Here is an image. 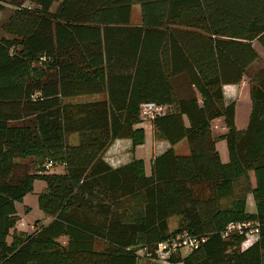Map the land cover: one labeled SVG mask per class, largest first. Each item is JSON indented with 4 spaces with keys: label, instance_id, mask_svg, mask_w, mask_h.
Returning a JSON list of instances; mask_svg holds the SVG:
<instances>
[{
    "label": "trees",
    "instance_id": "16d2710c",
    "mask_svg": "<svg viewBox=\"0 0 264 264\" xmlns=\"http://www.w3.org/2000/svg\"><path fill=\"white\" fill-rule=\"evenodd\" d=\"M5 5L14 9L0 26V264H137L138 250L156 261L158 243L184 234L198 247L162 264H264V66L249 78L245 129L223 94L258 60L253 41L264 48V0H0V12ZM148 102L163 113L143 118ZM217 119L226 133L214 137ZM145 122L169 145L149 171L134 157L107 163L115 141L131 152L145 142ZM181 142L186 155L173 149ZM36 181L49 221L23 232L16 204ZM230 223L254 224L255 240L243 248L245 232L223 237Z\"/></svg>",
    "mask_w": 264,
    "mask_h": 264
},
{
    "label": "rangeland",
    "instance_id": "374dc122",
    "mask_svg": "<svg viewBox=\"0 0 264 264\" xmlns=\"http://www.w3.org/2000/svg\"><path fill=\"white\" fill-rule=\"evenodd\" d=\"M6 2L8 0H5ZM23 5H29L27 2H23ZM55 7V6H54ZM52 8V10L54 9ZM13 7L9 5H5L4 11L0 12V26L1 24L8 18V16L13 11ZM131 23L132 24H139L140 17H139V10L138 7L135 6L132 9L131 14ZM4 36V34L0 31V37ZM253 66V65H252ZM251 66V67H252ZM250 67V66H249ZM250 67V68H251ZM237 85V84H236ZM247 90V89H246ZM105 99L104 95L101 96H90V97H79L70 100L71 102H88V101H100ZM249 111H250V101L248 96V91H245L241 94L235 102V127L237 130H243L247 127L248 118H249ZM145 132V142L134 148V150H130V142L125 141L121 142L120 140L115 141L112 146L108 149L106 154L104 155V159L107 163L112 166H119L125 164L131 160L134 155L136 158H140L144 162L145 171L148 172L150 169V160L156 154H160L164 152L169 145L165 144V142H155L151 137L150 127L145 122L142 125ZM216 128H213V136L216 137L217 133H214ZM212 131V126H211ZM75 137L70 138L71 143H75ZM216 146L219 152L223 157H228L227 150L225 146V142H221V140L216 141ZM174 151L178 155H186L188 154V147L185 142H181L173 147ZM31 159L27 160L26 162H30ZM49 172L55 173H62L63 170L61 167H49ZM45 184L42 181H36L33 186V192L26 195L22 201V204H16V211L18 216L20 217L22 226L18 225V228H21L23 232L30 231V227L36 221H40L41 223H47L49 221L48 218L44 217L43 214L38 210L37 207V197L38 194L44 190ZM28 208V212L24 213L23 208ZM176 219H172L169 221V230H173L175 227ZM9 240V239H8ZM243 247V245H242ZM244 248V247H243ZM138 261L137 264H162L160 261L151 260L148 255L143 253V250H138Z\"/></svg>",
    "mask_w": 264,
    "mask_h": 264
},
{
    "label": "built area",
    "instance_id": "2783aa9c",
    "mask_svg": "<svg viewBox=\"0 0 264 264\" xmlns=\"http://www.w3.org/2000/svg\"><path fill=\"white\" fill-rule=\"evenodd\" d=\"M163 107L157 106L153 103H143L140 106V114L143 118H153L157 115L163 113ZM257 228L252 223H230L227 225L222 236L226 237L232 232L242 233L245 232L246 241L242 244L244 248L249 246L256 238ZM199 240L196 238H191L186 234L177 236L170 241H164L157 244L156 250L154 251V257L157 261H166L170 254L179 249L181 251H190L195 249L199 245Z\"/></svg>",
    "mask_w": 264,
    "mask_h": 264
},
{
    "label": "crops",
    "instance_id": "0c3cea01",
    "mask_svg": "<svg viewBox=\"0 0 264 264\" xmlns=\"http://www.w3.org/2000/svg\"><path fill=\"white\" fill-rule=\"evenodd\" d=\"M252 47L258 55V60L250 65V67L253 65L251 68L250 67L247 68L245 74L243 75L242 81L239 84H237V85H225L223 87V94H224V98H225L226 103L234 102V104H235L238 97L241 94H243L245 91H248V96H249V78L259 68L264 66V48L257 41H253ZM249 101H250V99H249ZM249 113H250V111H249ZM211 126H212V132H213V128L217 129V130H214V133H217L216 137L222 136L223 134L226 133V128L223 125L222 119L214 120L212 122ZM120 141L125 142L128 140H120ZM221 142H223V141L221 140ZM165 144H167V143H165ZM167 146H168V144H167ZM215 147H216V150L218 151L221 162H223V163L227 162L228 157L225 158L221 155V153L217 149L216 143H215ZM132 156L134 158H136L134 155H132ZM154 156H156V154ZM138 159H140V158H138ZM150 163H151V160H150ZM246 211L250 214L255 213V208H254V204H253V200H252L251 195H248L246 198Z\"/></svg>",
    "mask_w": 264,
    "mask_h": 264
}]
</instances>
